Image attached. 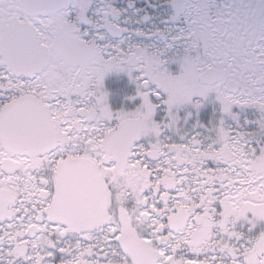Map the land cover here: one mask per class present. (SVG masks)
I'll use <instances>...</instances> for the list:
<instances>
[{"label":"snow or ice","instance_id":"6c2138e0","mask_svg":"<svg viewBox=\"0 0 264 264\" xmlns=\"http://www.w3.org/2000/svg\"><path fill=\"white\" fill-rule=\"evenodd\" d=\"M0 264H264V0H0Z\"/></svg>","mask_w":264,"mask_h":264},{"label":"flooded vegetation","instance_id":"af4514ba","mask_svg":"<svg viewBox=\"0 0 264 264\" xmlns=\"http://www.w3.org/2000/svg\"><path fill=\"white\" fill-rule=\"evenodd\" d=\"M109 80L111 79V78H108Z\"/></svg>","mask_w":264,"mask_h":264}]
</instances>
